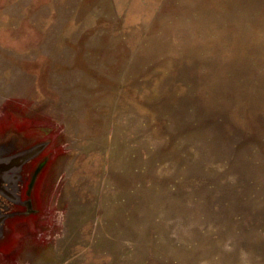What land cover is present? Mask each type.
Here are the masks:
<instances>
[{"label": "rangeland", "instance_id": "1", "mask_svg": "<svg viewBox=\"0 0 264 264\" xmlns=\"http://www.w3.org/2000/svg\"><path fill=\"white\" fill-rule=\"evenodd\" d=\"M34 145L0 264H264V0H0V158Z\"/></svg>", "mask_w": 264, "mask_h": 264}, {"label": "flooded vegetation", "instance_id": "2", "mask_svg": "<svg viewBox=\"0 0 264 264\" xmlns=\"http://www.w3.org/2000/svg\"><path fill=\"white\" fill-rule=\"evenodd\" d=\"M42 146H38V147H35V145L33 146V147H31L30 148V150L31 149H34L35 150V155L34 156H32V158H30V160H28V162L30 163L29 164V166H30V171H32V168H34V167H36L35 169H33V171H32V173H33V175H34V173L37 175V177H36V179L34 180V181H32L31 182V185L33 186L34 185V183H35V185H36V180H37V178H38V176L40 175V172H41V170H42V168H43V166H44V164L46 163V159H43L42 161H40L39 162V158H40V155H41V151H42ZM1 160L2 159H4V157L3 158H0ZM28 168V167H27ZM5 176L6 175H2L1 176V178H2V182L0 183V184H2V185H4V187L3 186H1V187H3L4 189H2L1 187H0V222H2V220H4V215H3V213H2V211H3V209H4V204H3V202L2 201H7L6 200V198H9L10 197V195H9V193H10V189H9V181L7 180V178H5ZM6 183V184H5ZM29 185H30V183H29ZM6 188H8V189H6ZM28 193V192H27ZM13 194V193H12ZM14 195V194H13ZM17 198L19 197V199L21 198V196L19 195H17L16 196ZM25 207V206H24ZM26 208V207H25ZM29 209V208H28ZM27 209V210H28ZM27 210L25 209V210H19L18 212H20L21 214H23V213H26L27 212ZM29 210H31V209H29Z\"/></svg>", "mask_w": 264, "mask_h": 264}, {"label": "water", "instance_id": "3", "mask_svg": "<svg viewBox=\"0 0 264 264\" xmlns=\"http://www.w3.org/2000/svg\"><path fill=\"white\" fill-rule=\"evenodd\" d=\"M35 153H36L35 150L31 149L15 157H11V158L9 157V158L2 159V160L0 159V183L2 182L1 181L2 175L8 176L10 172L12 173L17 168H21L30 158H32V156L35 155ZM1 186L4 187V185L0 184V187ZM3 187L1 188L4 189Z\"/></svg>", "mask_w": 264, "mask_h": 264}]
</instances>
